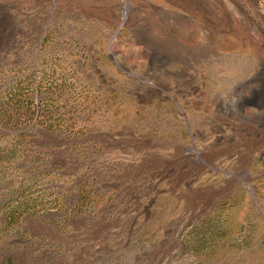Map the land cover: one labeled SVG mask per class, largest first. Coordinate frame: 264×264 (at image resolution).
<instances>
[{
    "label": "rangeland",
    "instance_id": "obj_1",
    "mask_svg": "<svg viewBox=\"0 0 264 264\" xmlns=\"http://www.w3.org/2000/svg\"><path fill=\"white\" fill-rule=\"evenodd\" d=\"M79 1L23 0L35 34L23 27V51L0 55L22 75L56 71L76 85L70 112L82 117L79 136L37 131L70 177L65 208L24 220L0 264H264V0H182L181 17L196 21L179 34L189 55L122 39L121 58L108 39L124 6L122 37L140 18L157 39L164 0H111L118 14L101 22ZM157 159L189 177H154Z\"/></svg>",
    "mask_w": 264,
    "mask_h": 264
},
{
    "label": "trees",
    "instance_id": "obj_2",
    "mask_svg": "<svg viewBox=\"0 0 264 264\" xmlns=\"http://www.w3.org/2000/svg\"><path fill=\"white\" fill-rule=\"evenodd\" d=\"M22 71L0 66V253L12 239L23 240L24 220L37 219L58 204L62 212L65 208L70 177L55 165L52 147L36 144L37 131L66 140L80 135L76 127L82 123L79 112H70L80 105L76 85L56 71Z\"/></svg>",
    "mask_w": 264,
    "mask_h": 264
},
{
    "label": "crops",
    "instance_id": "obj_3",
    "mask_svg": "<svg viewBox=\"0 0 264 264\" xmlns=\"http://www.w3.org/2000/svg\"><path fill=\"white\" fill-rule=\"evenodd\" d=\"M111 0H80L79 7L83 15L87 18L92 17L99 22L105 21V16H117L119 7L115 4L111 5ZM181 1L182 0H164L163 6L158 7V36L151 33L150 21H143L140 18L136 19L128 34L123 36V40L134 41L141 45L147 52H156L161 56L172 55H189L181 45H179V34L186 35L193 31L189 29V24H196L189 15L181 17ZM196 1V0H195ZM23 0H0V55L12 52L13 54L21 53L23 51V41H27L28 36L22 35V28L29 31V34H35V24L22 16ZM208 11L205 9L204 16L200 18L203 26V34L207 35L213 32L208 23ZM157 49V50H156ZM166 60H162L161 65H165ZM128 145L125 144L124 147ZM166 147V146H159ZM176 147V146H173ZM131 148V147H127ZM157 157V153H153ZM157 162L147 166L149 174L154 177L176 179L178 177H189L191 169L185 166H177L174 163ZM161 160V159H160Z\"/></svg>",
    "mask_w": 264,
    "mask_h": 264
},
{
    "label": "built area",
    "instance_id": "obj_4",
    "mask_svg": "<svg viewBox=\"0 0 264 264\" xmlns=\"http://www.w3.org/2000/svg\"><path fill=\"white\" fill-rule=\"evenodd\" d=\"M128 17L123 18L121 13L114 30L110 33L108 39V54L117 55L119 58L123 55V50L119 48V42H123L122 29L127 23Z\"/></svg>",
    "mask_w": 264,
    "mask_h": 264
},
{
    "label": "bare ground",
    "instance_id": "obj_5",
    "mask_svg": "<svg viewBox=\"0 0 264 264\" xmlns=\"http://www.w3.org/2000/svg\"><path fill=\"white\" fill-rule=\"evenodd\" d=\"M125 9H126V6H124V8H123V18L125 17V13H124V11H125ZM262 65L264 66V58L262 59ZM264 91V90H263ZM263 93V92H262ZM259 94L260 96H262V95H264V94ZM255 122L258 124V125H261L263 122H264V119L263 118H260V119H256L255 120ZM194 155H195V157H196V155H198L200 152H201V149L200 148H198V147H196L195 149H194Z\"/></svg>",
    "mask_w": 264,
    "mask_h": 264
}]
</instances>
